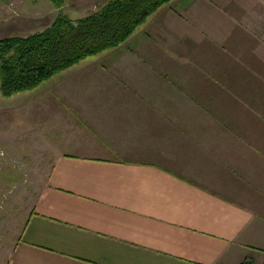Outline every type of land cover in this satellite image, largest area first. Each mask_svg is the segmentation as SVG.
<instances>
[{"label":"crops","instance_id":"1","mask_svg":"<svg viewBox=\"0 0 264 264\" xmlns=\"http://www.w3.org/2000/svg\"><path fill=\"white\" fill-rule=\"evenodd\" d=\"M8 98L56 147L7 264H264V0H172Z\"/></svg>","mask_w":264,"mask_h":264},{"label":"rangeland","instance_id":"2","mask_svg":"<svg viewBox=\"0 0 264 264\" xmlns=\"http://www.w3.org/2000/svg\"><path fill=\"white\" fill-rule=\"evenodd\" d=\"M108 1L64 0L57 6L52 0H0V39L44 30L60 13L85 17ZM11 96L3 95L0 77V264L8 263L26 218L47 185L56 147L46 142L38 120L30 119L31 110L23 112L24 99Z\"/></svg>","mask_w":264,"mask_h":264},{"label":"trees","instance_id":"3","mask_svg":"<svg viewBox=\"0 0 264 264\" xmlns=\"http://www.w3.org/2000/svg\"><path fill=\"white\" fill-rule=\"evenodd\" d=\"M61 6L64 0H52ZM172 0H110L79 19L60 13L44 30L0 39L1 91L30 90L87 56L123 43L159 7Z\"/></svg>","mask_w":264,"mask_h":264}]
</instances>
